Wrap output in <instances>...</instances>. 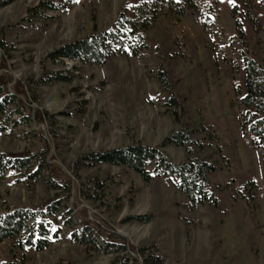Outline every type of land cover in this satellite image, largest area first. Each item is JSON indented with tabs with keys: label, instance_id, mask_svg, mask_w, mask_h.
<instances>
[{
	"label": "rangeland",
	"instance_id": "obj_1",
	"mask_svg": "<svg viewBox=\"0 0 264 264\" xmlns=\"http://www.w3.org/2000/svg\"><path fill=\"white\" fill-rule=\"evenodd\" d=\"M65 1L0 0V97L11 95L0 151L26 158L0 179V213L46 207L43 224L60 233L39 251L17 237L1 241L0 264H110L126 255L74 242L71 231L84 226L161 255L162 264H264V153L242 129L235 104L242 55L264 67L262 0H197L178 22L159 17L137 54L104 64L49 53L110 28L121 11L130 16L137 0H71L62 10L44 4ZM56 71L71 79L45 82ZM176 131L191 142L162 150L178 164L187 148L215 163L208 181L216 205L191 206L163 176L145 181L125 166L85 158L132 140L158 145ZM131 256L128 264H145L139 252Z\"/></svg>",
	"mask_w": 264,
	"mask_h": 264
},
{
	"label": "trees",
	"instance_id": "obj_2",
	"mask_svg": "<svg viewBox=\"0 0 264 264\" xmlns=\"http://www.w3.org/2000/svg\"><path fill=\"white\" fill-rule=\"evenodd\" d=\"M71 0L61 5L45 2L50 10H62L69 7ZM49 3V4H48ZM264 6V0H262ZM197 0H137L132 5L131 15L121 11L108 29L92 32L72 41H68L49 53L52 59H72L81 62L104 64L115 55L131 56L146 47V31L150 30L161 16H171L173 22H178L184 16L191 14L196 8ZM175 44L181 53L183 42L174 31ZM242 71L244 83L237 85L235 90V104L240 107L241 127L251 138L255 148L264 153V67L254 57L242 55ZM159 81L164 90L169 92V104L177 106L176 93L169 87L162 71ZM45 82H66L69 75L59 71L54 72ZM11 95L5 92L0 97V120ZM176 113V110L174 111ZM177 114V113H176ZM6 127L0 122V133ZM188 135L176 131L165 137L158 145H149L145 142L134 141L126 145L98 152H91L85 156L94 163L122 165L148 181L156 176H163L173 184L188 199L191 206L200 204L216 205L215 194L209 189L208 174L216 170L213 161L204 158L192 157L189 148L183 163L173 162L162 150L168 144L185 146L190 143ZM25 157L11 155L0 151V179L10 170L20 169L25 164ZM96 191H103V182L96 181ZM47 213L44 209H33L26 206L13 207L0 213V242L17 237L19 245L29 246L35 250L47 248L52 241L59 239V231L48 230L41 218ZM71 238L78 243H93V248L104 253L126 252L122 258L113 259L110 264H128L131 252L136 251L144 258L145 264H162L164 259L140 247L137 250L125 242H116L114 239L102 238L101 234L92 228L84 226L71 231Z\"/></svg>",
	"mask_w": 264,
	"mask_h": 264
}]
</instances>
